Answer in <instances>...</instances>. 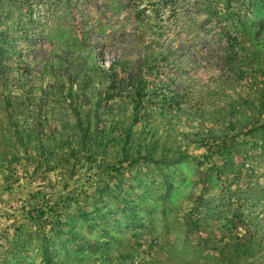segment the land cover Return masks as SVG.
<instances>
[{
    "label": "rangeland",
    "instance_id": "obj_1",
    "mask_svg": "<svg viewBox=\"0 0 264 264\" xmlns=\"http://www.w3.org/2000/svg\"><path fill=\"white\" fill-rule=\"evenodd\" d=\"M0 264H264V0H0Z\"/></svg>",
    "mask_w": 264,
    "mask_h": 264
}]
</instances>
